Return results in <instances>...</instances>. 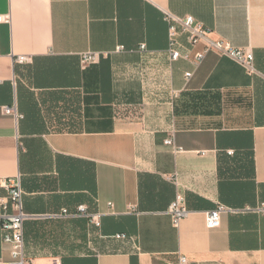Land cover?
<instances>
[{
  "label": "crops",
  "instance_id": "crops-1",
  "mask_svg": "<svg viewBox=\"0 0 264 264\" xmlns=\"http://www.w3.org/2000/svg\"><path fill=\"white\" fill-rule=\"evenodd\" d=\"M165 12L251 50L255 72L217 53L171 61ZM0 16V216L19 179L29 264H264V215L206 226L219 205L264 203V0H0Z\"/></svg>",
  "mask_w": 264,
  "mask_h": 264
},
{
  "label": "built area",
  "instance_id": "built-area-1",
  "mask_svg": "<svg viewBox=\"0 0 264 264\" xmlns=\"http://www.w3.org/2000/svg\"><path fill=\"white\" fill-rule=\"evenodd\" d=\"M9 16H0L1 24H10ZM164 21L168 25V48L167 54L171 61L183 59L185 61L201 64L205 56L209 53H217L221 56H226L238 64H240L249 74L255 72L254 68V55L251 50L234 49L229 44L211 38V32L206 29L202 24H199L194 17L185 16L179 17L169 12L164 13ZM185 35L190 45V49L182 51V46L179 37ZM203 44L204 49L196 53H192L193 48ZM125 48L119 47L116 52H122ZM141 51L146 50L143 45ZM99 53H85L81 55L82 64L85 66L97 64L101 59ZM18 64L30 63L31 56H17L15 58ZM190 74H186L189 77ZM7 113H13V108L6 109ZM165 145L171 147L176 153H183L184 149L175 145L173 135L165 141ZM2 187L6 190L8 201L3 204V213L0 216L2 226V242L9 248L10 260L8 262L0 261V264H29V260L25 251V239L23 224L27 219L23 211V190L19 179H9L2 182ZM64 215L68 212L64 211ZM257 214L264 215V203L255 208L245 207L242 209L227 208L219 205L217 209L206 213V226L208 229H217L221 223L223 214ZM168 214L175 227L187 218L189 211L186 207V199L183 194L178 193L171 203ZM75 216H86L87 208L80 206L77 209ZM94 223L99 226L97 217H93ZM118 240L127 239L125 235H117ZM178 264H189L185 256H179Z\"/></svg>",
  "mask_w": 264,
  "mask_h": 264
}]
</instances>
